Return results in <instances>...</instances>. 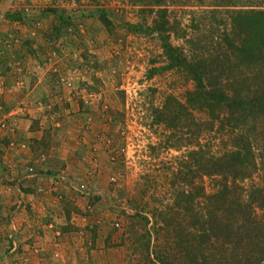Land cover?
I'll return each mask as SVG.
<instances>
[{
    "label": "rangeland",
    "instance_id": "obj_1",
    "mask_svg": "<svg viewBox=\"0 0 264 264\" xmlns=\"http://www.w3.org/2000/svg\"><path fill=\"white\" fill-rule=\"evenodd\" d=\"M212 8L176 7L170 18L187 36L171 34V45L186 52L192 17ZM215 17L219 33L226 13ZM140 23L127 0H0V264H158L147 229L175 201L164 175L187 149L164 145L151 113L167 98L183 102L193 82ZM18 168L53 179L51 209L19 236L15 190L44 186L18 182ZM202 181L214 191V178ZM260 183L256 170L243 186Z\"/></svg>",
    "mask_w": 264,
    "mask_h": 264
},
{
    "label": "trees",
    "instance_id": "obj_2",
    "mask_svg": "<svg viewBox=\"0 0 264 264\" xmlns=\"http://www.w3.org/2000/svg\"><path fill=\"white\" fill-rule=\"evenodd\" d=\"M127 1L140 5L138 30L160 38L168 67L193 82L183 102L167 98L151 113V124L169 132L164 145L187 151L164 175L175 211L157 213L161 224L147 229V249L154 243L146 253L158 264H264V0ZM183 5L214 7L192 17L186 52L170 43L179 30L176 37L187 36L170 18ZM224 12L217 33L215 16ZM256 170L261 183L244 187ZM203 177L215 179L214 191L206 192Z\"/></svg>",
    "mask_w": 264,
    "mask_h": 264
},
{
    "label": "crops",
    "instance_id": "obj_3",
    "mask_svg": "<svg viewBox=\"0 0 264 264\" xmlns=\"http://www.w3.org/2000/svg\"><path fill=\"white\" fill-rule=\"evenodd\" d=\"M13 174L16 176L17 180L25 182L24 184L31 185L32 183H38L42 184L43 187V193L40 191L41 187H38L37 189H34L33 192H21L15 190L14 195L16 196V199L14 197V203L15 206V225L12 224L15 228V235L19 236L26 227L31 226L32 224L36 222H43L39 217L40 215H44L45 212H47L49 209H51V203L50 200L47 199V194L49 190H45V187L52 182L53 179L51 177H45V176H39V175H28L27 173H24L23 171H20V168L13 169ZM20 174V175H19ZM33 176V177H32ZM50 178V179H49ZM22 186L24 185L22 182L20 183ZM19 184H16L17 186ZM15 189V188H14ZM60 189V187H59ZM40 213V214H39ZM14 242V241H13ZM18 244H22L24 247L27 244L25 241L21 238H17ZM26 248V247H25Z\"/></svg>",
    "mask_w": 264,
    "mask_h": 264
},
{
    "label": "built area",
    "instance_id": "obj_4",
    "mask_svg": "<svg viewBox=\"0 0 264 264\" xmlns=\"http://www.w3.org/2000/svg\"><path fill=\"white\" fill-rule=\"evenodd\" d=\"M2 126H4L3 124H1Z\"/></svg>",
    "mask_w": 264,
    "mask_h": 264
}]
</instances>
